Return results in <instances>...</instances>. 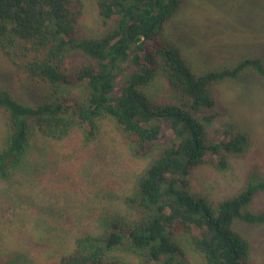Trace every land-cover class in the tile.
<instances>
[{
  "label": "trees",
  "instance_id": "16d2710c",
  "mask_svg": "<svg viewBox=\"0 0 264 264\" xmlns=\"http://www.w3.org/2000/svg\"><path fill=\"white\" fill-rule=\"evenodd\" d=\"M185 1L98 0L105 28L90 36L78 30L84 0H0V50L22 88L41 95L30 104L0 89L7 126L0 178L22 161L36 130L60 140L79 126L89 141L103 116L112 118L135 156H151L125 198L133 214L106 210L102 231L78 235L58 264H191L187 245L204 264H251V243L234 223H264V210L251 209L264 179L250 178L239 193L215 202L194 187L192 177L205 165L225 171L231 157L252 148L250 132L237 122L214 129L221 115L216 87L249 72L264 76V60L245 56L197 72L166 33V23ZM75 52L87 60L69 68ZM160 75L169 99L148 91Z\"/></svg>",
  "mask_w": 264,
  "mask_h": 264
},
{
  "label": "rangeland",
  "instance_id": "374dc122",
  "mask_svg": "<svg viewBox=\"0 0 264 264\" xmlns=\"http://www.w3.org/2000/svg\"><path fill=\"white\" fill-rule=\"evenodd\" d=\"M97 1L84 0L78 24L81 35L99 36L105 28ZM166 33L181 46L197 72L245 56L264 60V0H186L166 23ZM86 60V55L75 52L68 66ZM1 88L26 103L41 99L36 91L22 88L14 66L0 50ZM148 91L160 99L172 94L161 75ZM74 92L80 94L81 88ZM216 94L221 115L214 129L235 121L250 132L253 146L244 156L231 157L225 171L211 165L195 170L194 187L207 191L215 202L236 195L251 179H264V76L243 74L219 84ZM5 122L0 113V149L7 134ZM163 123L165 133L172 136ZM150 158L135 156L108 116L99 119V130L89 141L79 126L60 140L36 130L22 161L10 169L7 179L0 178V264H58L78 235L102 231L106 210L132 215L125 198ZM251 209L264 210V190L256 193ZM234 226L251 243V264H264V223L237 220ZM186 249L191 264H204L200 253L188 245Z\"/></svg>",
  "mask_w": 264,
  "mask_h": 264
},
{
  "label": "water",
  "instance_id": "95a60500",
  "mask_svg": "<svg viewBox=\"0 0 264 264\" xmlns=\"http://www.w3.org/2000/svg\"><path fill=\"white\" fill-rule=\"evenodd\" d=\"M143 7H144V5H142L141 6V8H140V10L139 11H141L142 9H143ZM138 17V16H137ZM136 17V18H137ZM133 21L134 20H131V21H129V23L127 24V26L129 27L130 26V24L131 23H133ZM134 53H135V51L133 50V51H131V58L133 57V55H134ZM140 71V70H139ZM137 71H133L131 74H130V78H132L133 77V75L136 73ZM130 83V81L128 80V81H125V83L123 84V87H126V85H128ZM171 123V122H170ZM226 261V260H225ZM226 263H227V261H226Z\"/></svg>",
  "mask_w": 264,
  "mask_h": 264
}]
</instances>
